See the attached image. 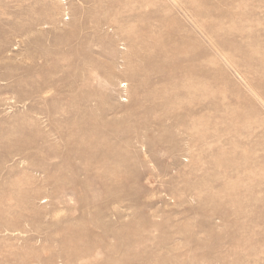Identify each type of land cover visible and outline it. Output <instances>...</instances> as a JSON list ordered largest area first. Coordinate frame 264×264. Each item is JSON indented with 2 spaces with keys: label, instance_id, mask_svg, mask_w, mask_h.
<instances>
[{
  "label": "rangeland",
  "instance_id": "374dc122",
  "mask_svg": "<svg viewBox=\"0 0 264 264\" xmlns=\"http://www.w3.org/2000/svg\"><path fill=\"white\" fill-rule=\"evenodd\" d=\"M0 264H264V0H0Z\"/></svg>",
  "mask_w": 264,
  "mask_h": 264
}]
</instances>
